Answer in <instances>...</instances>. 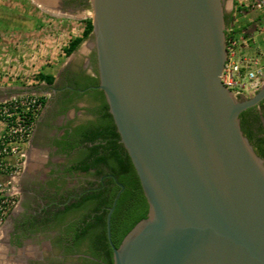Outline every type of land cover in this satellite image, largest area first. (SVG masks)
Wrapping results in <instances>:
<instances>
[{"label":"water","instance_id":"95a60500","mask_svg":"<svg viewBox=\"0 0 264 264\" xmlns=\"http://www.w3.org/2000/svg\"><path fill=\"white\" fill-rule=\"evenodd\" d=\"M223 0H90L102 91L138 177L147 215L112 264H264V160L222 84ZM232 0L229 1L231 4Z\"/></svg>","mask_w":264,"mask_h":264},{"label":"flooded vegetation","instance_id":"af4514ba","mask_svg":"<svg viewBox=\"0 0 264 264\" xmlns=\"http://www.w3.org/2000/svg\"><path fill=\"white\" fill-rule=\"evenodd\" d=\"M34 5L53 16L80 15L91 9L90 0H34ZM87 41L90 43L84 49L79 44L67 56L58 79L41 87L47 100L28 140L21 172L14 179L17 202L0 229L3 234L0 264H105L91 254L87 238L77 245L72 239L75 230H71L70 225L75 223L76 227H83L85 224L78 222L79 215L87 214L90 205L84 206L76 215L66 214L61 221L55 218L76 200L84 203L83 197L87 193L103 189L108 196L112 184L106 185L107 182L115 183V176L106 170L98 176L94 174V168L70 173L67 169L75 163L81 147L67 153L57 145L64 136L75 142L76 127L90 126L97 119L96 101L86 94L95 86L80 88L88 83V76L97 78L91 33ZM242 113L253 138H264V99ZM102 209L97 214H101ZM92 216L93 213L85 222H92ZM106 239L110 245L107 234Z\"/></svg>","mask_w":264,"mask_h":264},{"label":"trees","instance_id":"16d2710c","mask_svg":"<svg viewBox=\"0 0 264 264\" xmlns=\"http://www.w3.org/2000/svg\"><path fill=\"white\" fill-rule=\"evenodd\" d=\"M225 20L226 25H228L232 21V15L225 16ZM83 24L84 28L81 36L73 38L63 48V52L67 56L76 50L78 45L91 33V19H85ZM236 32L233 31L231 35L235 36ZM226 38H229L227 34ZM53 80L54 77L52 75L43 73L38 75L39 82L52 84ZM89 85L96 87L98 79L88 76V83L80 86V88L85 89ZM86 94L96 101V109L94 110L97 114L96 122L90 126L80 125L76 127L74 136L77 139L75 138V142L64 136V140L57 142V145L61 147L62 152L67 153L75 147H81L77 153L78 156L75 163L71 168L67 169L70 173L73 171L87 172L90 168H94L96 169L94 174L98 176L106 170L123 185L124 189L120 193L110 217V238L112 244L117 247L130 229L138 221L146 217L148 205L131 161L119 142V135L108 112L102 91L91 88L86 91ZM79 96L82 97L81 94ZM247 110H250V108ZM243 116L244 113L239 116L241 130L257 155L264 160V138H253L252 132L244 123ZM108 184H112L111 192L108 196L105 195L103 189L87 193L83 197L85 205L81 201L76 200V202L66 206L65 210L58 212L55 218L61 221L66 214L76 215L84 206L90 205L91 207H89L87 214L81 213L79 215L78 222L85 225L81 228L76 227L75 223L70 225L72 226L71 230H75L72 239L77 245L82 239L87 238L90 243L89 250L91 254L101 258L105 264H112V249L106 239L105 218L119 187L112 180L107 182L106 185ZM101 209L102 213L97 214ZM91 213H93L90 218L92 222H85V219L89 218ZM98 248L100 250H97Z\"/></svg>","mask_w":264,"mask_h":264},{"label":"rangeland","instance_id":"374dc122","mask_svg":"<svg viewBox=\"0 0 264 264\" xmlns=\"http://www.w3.org/2000/svg\"><path fill=\"white\" fill-rule=\"evenodd\" d=\"M223 1L226 14L230 15L236 0L231 4L230 0ZM91 13L89 8L80 15L53 16L38 9L34 0H0V100L22 94H39L44 106L47 94L41 87L46 83L39 82L38 75L43 73L58 79V72L68 59L63 48L73 38L81 36L83 21L91 19ZM246 13L253 16L254 21L261 15L251 11ZM245 16L238 15L233 24L237 31L236 50L264 61L263 25L257 23L258 26L242 28ZM85 41L80 43L82 49L90 43ZM2 235L0 230V244Z\"/></svg>","mask_w":264,"mask_h":264},{"label":"built area","instance_id":"2783aa9c","mask_svg":"<svg viewBox=\"0 0 264 264\" xmlns=\"http://www.w3.org/2000/svg\"><path fill=\"white\" fill-rule=\"evenodd\" d=\"M247 11L264 14V0H236L232 21L226 25V60L220 75L222 84L239 100L264 85V61L236 50L233 24ZM241 98V99H243ZM43 108L41 95L22 94L0 100V229L15 207L14 179L20 174L28 140Z\"/></svg>","mask_w":264,"mask_h":264},{"label":"crops","instance_id":"0c3cea01","mask_svg":"<svg viewBox=\"0 0 264 264\" xmlns=\"http://www.w3.org/2000/svg\"><path fill=\"white\" fill-rule=\"evenodd\" d=\"M255 16H257V14ZM252 18H253V16L250 17L248 14H246L245 18H243V19H245V21H244L245 24L242 25L243 26L242 28H245L246 29L247 27H253L255 25L258 26L259 24L260 25H263L262 27L264 28V14L259 15L258 19L255 20V21ZM257 23H259V24H257ZM1 128H2V125L0 124V130H1Z\"/></svg>","mask_w":264,"mask_h":264}]
</instances>
